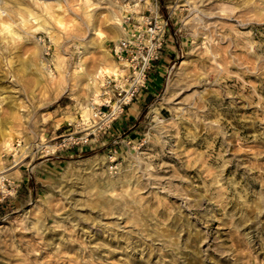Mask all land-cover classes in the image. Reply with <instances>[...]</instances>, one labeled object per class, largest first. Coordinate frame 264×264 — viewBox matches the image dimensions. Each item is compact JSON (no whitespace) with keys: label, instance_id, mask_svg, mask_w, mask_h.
<instances>
[{"label":"rangeland","instance_id":"rangeland-1","mask_svg":"<svg viewBox=\"0 0 264 264\" xmlns=\"http://www.w3.org/2000/svg\"><path fill=\"white\" fill-rule=\"evenodd\" d=\"M161 1L163 121L154 110L135 149L55 160L25 145L87 114L120 4L0 0V170L23 184L0 217V264H264V0Z\"/></svg>","mask_w":264,"mask_h":264},{"label":"built area","instance_id":"built-area-1","mask_svg":"<svg viewBox=\"0 0 264 264\" xmlns=\"http://www.w3.org/2000/svg\"><path fill=\"white\" fill-rule=\"evenodd\" d=\"M118 2L123 35L110 46L115 65L111 70L99 69L91 79V83L98 86V91L92 93L86 103L87 114L80 112L77 119L68 122L67 129L58 136H40L26 144V150H29L27 157L60 160L66 153H82L108 144L116 146L111 150L114 155L121 142L133 149L137 147V141L131 137L116 134L114 125L126 108L148 89L169 42L174 41V34L171 15L163 10L161 0ZM23 141L17 139L14 149L21 147ZM17 153L15 150L12 154L10 168L21 165L16 160ZM22 185L8 173L3 174L0 177V204L16 198Z\"/></svg>","mask_w":264,"mask_h":264},{"label":"crops","instance_id":"crops-1","mask_svg":"<svg viewBox=\"0 0 264 264\" xmlns=\"http://www.w3.org/2000/svg\"><path fill=\"white\" fill-rule=\"evenodd\" d=\"M170 45V44H169ZM168 45V49H169ZM166 50V53L163 59L160 62L158 72L154 74L153 81L150 83L148 89H146L132 104L126 108V112L122 118L115 123L116 134H122L126 137H131L135 141L138 140L137 137V128L142 126L147 122V119L150 118L151 114L154 112V105L158 100L160 92L162 90V85L166 76V65L170 62L172 51ZM69 121L56 120L51 123L52 132L54 135L58 136L67 129V124ZM70 155H73L72 152H69ZM64 156L62 155L61 158ZM17 167V166H16ZM20 171V169H18ZM13 203H16L15 200H7L5 203L0 204V217L7 210L9 206Z\"/></svg>","mask_w":264,"mask_h":264},{"label":"bare ground","instance_id":"bare-ground-1","mask_svg":"<svg viewBox=\"0 0 264 264\" xmlns=\"http://www.w3.org/2000/svg\"><path fill=\"white\" fill-rule=\"evenodd\" d=\"M91 22H93V21H91ZM114 23H116L118 26L120 25V20H119V18H117L116 19V21L114 22ZM92 24V23H91ZM93 33L94 34H98V36H99V45L100 46H103V43L109 38V35L108 34H106V33H104V32H102V31H100L101 29H99L97 26H96V23H94L93 25ZM121 26V25H120ZM122 31H123V28H122ZM114 32V31H113ZM122 36V35H121ZM114 37H117V39L120 37V32L119 31H115L114 32ZM107 65V64H106ZM107 70H110V68L108 67V68H106V71ZM154 110L155 111H157V107H155L154 108ZM156 117L159 119V122H161V121H163V118L158 114V111H157V113H156ZM1 135H3L4 136V134H1ZM6 136V135H5ZM2 138V137H1ZM7 146V145H6ZM10 147V146H9ZM12 147V146H11ZM0 160H1V155H0ZM11 169V168H10ZM14 169H15V167H14ZM7 170H0V177L1 176H3V174L6 172ZM11 171V170H10ZM9 172V171H8ZM12 172H13V170H12ZM2 174V175H1ZM117 204V203H116Z\"/></svg>","mask_w":264,"mask_h":264}]
</instances>
